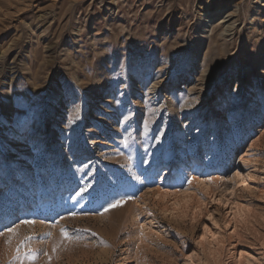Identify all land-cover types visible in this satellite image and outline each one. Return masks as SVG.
<instances>
[{
  "label": "rangeland",
  "instance_id": "rangeland-1",
  "mask_svg": "<svg viewBox=\"0 0 264 264\" xmlns=\"http://www.w3.org/2000/svg\"><path fill=\"white\" fill-rule=\"evenodd\" d=\"M0 264H264V0H0Z\"/></svg>",
  "mask_w": 264,
  "mask_h": 264
},
{
  "label": "bare ground",
  "instance_id": "bare-ground-1",
  "mask_svg": "<svg viewBox=\"0 0 264 264\" xmlns=\"http://www.w3.org/2000/svg\"><path fill=\"white\" fill-rule=\"evenodd\" d=\"M223 18V17H222ZM210 20H209V23L210 24H213V22H212V20L211 19H213V18H209ZM208 22V21H207ZM206 22V23H207ZM216 23V22H215ZM208 24V23H207ZM221 24V23H220ZM219 23H218V25H220ZM207 26V25H206ZM218 30V29H217ZM217 40H218V38H217V36H215L214 38H213V43H216L217 42ZM225 54V53H224ZM224 54H222L223 56H224ZM221 57V56H220ZM216 61V60H215ZM12 70V69H11ZM249 151V150H248ZM184 173V172H183ZM237 173H238V171H237ZM23 219V218H22ZM21 219V220H22ZM25 220V219H24Z\"/></svg>",
  "mask_w": 264,
  "mask_h": 264
},
{
  "label": "snow or ice",
  "instance_id": "snow-or-ice-1",
  "mask_svg": "<svg viewBox=\"0 0 264 264\" xmlns=\"http://www.w3.org/2000/svg\"><path fill=\"white\" fill-rule=\"evenodd\" d=\"M122 202H120V201H118L116 204H114V205H112V207H117V206H119L120 204H121ZM107 210V209H106ZM9 231H15V229H9ZM64 235H65V237H67V232H64Z\"/></svg>",
  "mask_w": 264,
  "mask_h": 264
}]
</instances>
